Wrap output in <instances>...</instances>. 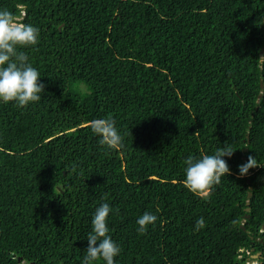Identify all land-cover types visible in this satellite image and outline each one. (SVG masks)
<instances>
[{"label": "trees", "instance_id": "16d2710c", "mask_svg": "<svg viewBox=\"0 0 264 264\" xmlns=\"http://www.w3.org/2000/svg\"><path fill=\"white\" fill-rule=\"evenodd\" d=\"M0 9L39 29L19 51L45 85L26 108L0 103V264H81L103 203L116 264H264V0ZM108 116L122 148L90 130ZM228 144L231 175L207 199L187 190L184 161ZM249 155L260 167L239 177ZM145 212L157 220L139 234Z\"/></svg>", "mask_w": 264, "mask_h": 264}, {"label": "clouds", "instance_id": "9594fccd", "mask_svg": "<svg viewBox=\"0 0 264 264\" xmlns=\"http://www.w3.org/2000/svg\"><path fill=\"white\" fill-rule=\"evenodd\" d=\"M39 29L32 24L18 22L8 9H0V103L13 102L20 108L41 100L45 85L39 81L40 73L30 63L28 56L19 49L29 48L39 43ZM91 132L97 136L98 144L110 150L123 147V136L115 126L111 116L93 119L89 123ZM236 151L230 144L217 148L212 155L196 159L189 156L185 161L183 186L201 198L210 197L213 188L219 185L222 177L231 175L224 157L230 158ZM260 167L256 158L247 157L246 163L238 165L239 177H244L250 169ZM72 171H75L73 167ZM106 199V198H105ZM113 211L108 203L95 209L91 218V231L87 235V248L81 264H116L120 247L109 235L107 218ZM157 216L145 212L136 224L137 232L144 234L148 226L154 224ZM203 217L196 221L194 230L204 228Z\"/></svg>", "mask_w": 264, "mask_h": 264}, {"label": "water", "instance_id": "95a60500", "mask_svg": "<svg viewBox=\"0 0 264 264\" xmlns=\"http://www.w3.org/2000/svg\"><path fill=\"white\" fill-rule=\"evenodd\" d=\"M263 52H264V50H263ZM250 196H251V195L249 194V195H248V198H250Z\"/></svg>", "mask_w": 264, "mask_h": 264}, {"label": "rangeland", "instance_id": "374dc122", "mask_svg": "<svg viewBox=\"0 0 264 264\" xmlns=\"http://www.w3.org/2000/svg\"><path fill=\"white\" fill-rule=\"evenodd\" d=\"M250 264H252V263H250Z\"/></svg>", "mask_w": 264, "mask_h": 264}]
</instances>
